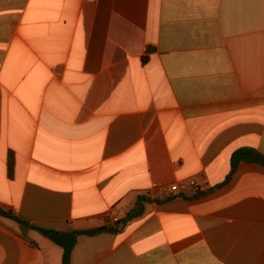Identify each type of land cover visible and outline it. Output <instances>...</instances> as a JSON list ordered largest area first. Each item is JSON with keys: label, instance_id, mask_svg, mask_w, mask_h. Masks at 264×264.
<instances>
[{"label": "crops", "instance_id": "0c3cea01", "mask_svg": "<svg viewBox=\"0 0 264 264\" xmlns=\"http://www.w3.org/2000/svg\"><path fill=\"white\" fill-rule=\"evenodd\" d=\"M242 149L264 154V0H0V208L84 231L172 197L70 264H264V166L226 182ZM64 256L0 217V264Z\"/></svg>", "mask_w": 264, "mask_h": 264}, {"label": "trees", "instance_id": "16d2710c", "mask_svg": "<svg viewBox=\"0 0 264 264\" xmlns=\"http://www.w3.org/2000/svg\"><path fill=\"white\" fill-rule=\"evenodd\" d=\"M242 161L248 163L260 164L264 166V154L253 149H242L240 151L235 152L231 159V173L228 176L226 182L231 179L233 174L236 172L239 163ZM13 170H14V161L12 159L10 161V175H12ZM206 193L207 192H203L200 189L196 188L194 189L193 197L203 196ZM171 199L172 197L160 200V199H152L148 196H140L137 199L133 208L126 213V216L122 218L117 225L106 224L105 226L100 228L84 230V231L71 230L68 232H61L54 229H46L42 227L33 226L20 220L18 217L14 216L11 212L4 211L1 208H0V217L12 219L20 225L30 227L42 233L45 237L49 238L51 241H53L54 243H56L57 245H59L64 249L65 251L64 264H70L74 247L76 246L78 239L81 236H96L104 233L119 234L125 230L126 226L131 221L140 218L144 215L147 204L153 202L164 203Z\"/></svg>", "mask_w": 264, "mask_h": 264}, {"label": "built area", "instance_id": "2783aa9c", "mask_svg": "<svg viewBox=\"0 0 264 264\" xmlns=\"http://www.w3.org/2000/svg\"><path fill=\"white\" fill-rule=\"evenodd\" d=\"M196 186H197L196 183H194V182L191 183V187H196ZM175 191H177V187H172L170 189L171 193H174ZM120 220H121L120 216L114 215V216L110 217L109 222H110L111 225H117Z\"/></svg>", "mask_w": 264, "mask_h": 264}]
</instances>
